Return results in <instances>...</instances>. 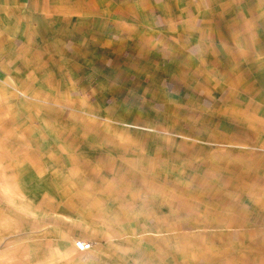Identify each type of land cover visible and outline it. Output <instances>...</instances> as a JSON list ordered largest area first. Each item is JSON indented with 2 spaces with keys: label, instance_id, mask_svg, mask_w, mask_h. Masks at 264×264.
Returning <instances> with one entry per match:
<instances>
[{
  "label": "rangeland",
  "instance_id": "obj_1",
  "mask_svg": "<svg viewBox=\"0 0 264 264\" xmlns=\"http://www.w3.org/2000/svg\"><path fill=\"white\" fill-rule=\"evenodd\" d=\"M149 17L202 62L234 26L254 79L151 73ZM0 264H264V0H0Z\"/></svg>",
  "mask_w": 264,
  "mask_h": 264
},
{
  "label": "crops",
  "instance_id": "obj_2",
  "mask_svg": "<svg viewBox=\"0 0 264 264\" xmlns=\"http://www.w3.org/2000/svg\"><path fill=\"white\" fill-rule=\"evenodd\" d=\"M202 15L201 16H196L191 20H194L195 22L199 19H202ZM4 18H2V22ZM167 17H165L164 20H166ZM183 17L180 18V20H182ZM149 23L148 26L146 28V34L148 37L147 43L149 48H151L150 50L152 53V57L155 59L152 61V63L150 62L149 66H150V72L153 73L155 72L156 74L161 72L164 73L165 75H169V77L173 76H179L181 74V77L183 79H185V82H183L182 84L185 86L187 84H198L199 83H203L205 85H208V83L211 85L212 82L215 83L214 87L216 88H221L222 89V85L226 84V83H238L239 80H245V81H252L254 78L252 76V73L249 75L250 76V80H248V76L241 75V77L239 76L242 72V70L237 71V63L234 60V47L236 45L235 40L233 39V34H234V26H230L226 23V28H217L216 24H214V27H212L210 29L212 36L215 37V41H217V45L214 44L216 46V48L214 49V45L212 44L210 47L200 50V53H202L203 57H204V62H202L201 60V56H199L197 54V52H195V50L193 51V53L191 51H189L188 45L186 44H182L179 43V45H177L175 42L174 37L177 38H182L183 36H185V30L182 29L181 26V21H178V31L175 34H170V32H167V29L165 30V27L163 26V31H158L157 27L155 26L154 23V17H149L148 18ZM9 21V20H8ZM7 21V22H8ZM138 24L136 23V26H132V23L129 25L128 30L130 31V34H132L130 37L131 41H133L135 38V36L137 35V41L139 40V36L140 34H138ZM116 27V26H115ZM207 29L205 26L203 28ZM194 30V29H192ZM183 32V33H180ZM114 34V36L112 35ZM230 34V38L228 37V35ZM121 33L117 31V29H114L113 33L110 34V40L108 42H105L106 44H111V45H107L108 47H106V49H109V54L111 56H113L115 58V60L118 59V55H122L123 50L122 49H115V47H113V41L114 44L120 43L121 41ZM221 36V37H220ZM223 36H227L225 37V39L223 38ZM146 37V38H147ZM220 37V39H219ZM173 39V43L171 41H169L168 39ZM113 40V41H112ZM139 46V44H138ZM173 49L174 51L172 52ZM135 49H132V52H134ZM166 51L167 56L169 54V59L166 58L165 60L162 59L161 57L165 54H162L164 51ZM192 50V49H191ZM225 50H227V53L225 52ZM108 52V51H107ZM214 52V53H213ZM215 57H213V54ZM208 54V55H205ZM224 54H226L224 56ZM157 56V57H154ZM110 56V57H111ZM166 56V55H165ZM196 58V59H195ZM168 59V61H167ZM199 59V60H198ZM174 60V61H172ZM194 60V61H193ZM206 60V62H205ZM165 63H164V62ZM155 62H159V63H155ZM164 63V64H163ZM251 63V60H250ZM191 67V69L189 68ZM247 67V66H246ZM118 68H121L118 67ZM117 68V69H118ZM248 68H251V65L248 66ZM116 69V70H117ZM139 71H141L139 69ZM250 71V69H249ZM132 74L135 71V69H131ZM170 72H174L175 76L172 75L173 73ZM201 74V75H200ZM248 75V74H247ZM119 77V76H118ZM118 77L110 82L111 85H115L117 84V86L115 87H122L123 83H118ZM205 79L207 80L206 82H200V80ZM104 80V79H103ZM194 81V82H193ZM106 79L105 81L102 82L103 85H107L109 83ZM196 82V83H195ZM235 89V87H234ZM233 90V88H232ZM236 90V89H235ZM167 96L170 99L169 103H180V102H186L185 97L184 98H178V97H174L175 94H173V91L167 92ZM234 96H236V94H234ZM99 100V98H98ZM107 101V98H103L102 103L104 102L107 107H111L114 104H110L105 102ZM222 107V106H221ZM113 111V110H112ZM105 112L106 115L111 117L110 114L107 113V108H105ZM110 122H113L112 118H109ZM127 120L125 118L119 117V118H115V122H119V121H124ZM121 135L120 137L125 136V130L121 129L119 130ZM157 132V131H156ZM150 135H156L155 133H151ZM104 137H109V138H113L112 137V133L110 132H106L104 134ZM160 147H156V146H148L147 152L150 153V155H154V152L159 151ZM156 159V158H155ZM99 170V169H98ZM105 171L110 172L107 173L108 176L113 175V171L115 170L114 166L111 163H108L104 169ZM104 170L102 172H104ZM101 172V171H100ZM101 176V175H100ZM105 185L104 182H101ZM100 182H97L98 186L101 188L102 190V184ZM96 186V187H98ZM104 187V186H103ZM104 190V189H103ZM110 191V190H109ZM108 191V192H109ZM98 195V200L97 202L101 205H104V209L102 211L106 212L108 210V212H110V215H114L118 212V209L116 208L115 205V201H113L112 197H108V195L110 196V194H107L106 192L103 191H98L97 194ZM97 203V204H98ZM106 210V211H105ZM130 210L133 212L134 207L130 208ZM123 212H125V210L123 209ZM101 219H103V215H101V211L99 212ZM83 253V252H82Z\"/></svg>",
  "mask_w": 264,
  "mask_h": 264
},
{
  "label": "built area",
  "instance_id": "obj_3",
  "mask_svg": "<svg viewBox=\"0 0 264 264\" xmlns=\"http://www.w3.org/2000/svg\"><path fill=\"white\" fill-rule=\"evenodd\" d=\"M74 247L80 252H88L91 249L90 244H87L82 241H76Z\"/></svg>",
  "mask_w": 264,
  "mask_h": 264
}]
</instances>
